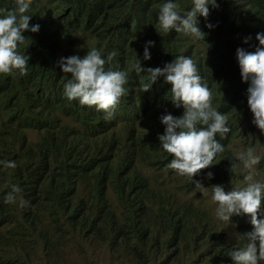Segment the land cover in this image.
I'll return each instance as SVG.
<instances>
[{
  "label": "clouds",
  "instance_id": "9594fccd",
  "mask_svg": "<svg viewBox=\"0 0 264 264\" xmlns=\"http://www.w3.org/2000/svg\"><path fill=\"white\" fill-rule=\"evenodd\" d=\"M38 1L0 0V77L27 75L29 35L40 29L32 23ZM47 1L64 2L67 12L85 17L87 45L77 52L61 43L56 50L54 66L67 102L109 120L142 105V92L151 90L168 96L172 108L162 101L157 112L144 111L111 132L56 110L64 130L84 138L74 143L77 150L89 147L87 137L100 140L107 133V145L90 168L64 161L45 130H27L8 162H0L10 168L0 192V235L12 229L25 234L0 264H34L41 250L66 263L104 247L125 252L129 264H207L201 257L217 230L244 243L229 251L232 264H264V30L237 37L217 67L204 42L210 43L213 31L215 37L230 31L209 24L222 0ZM82 5L89 8L86 15ZM102 17L106 23L97 26ZM263 17L260 11L240 30L255 28ZM153 23L161 37L201 39L200 56L195 48L167 56L148 36ZM201 57L211 58L208 68L198 64ZM84 203L105 220L95 233L80 236ZM144 219L160 221L163 235L171 220L194 258L142 244ZM240 224L247 227L243 233ZM46 238L56 242L48 245Z\"/></svg>",
  "mask_w": 264,
  "mask_h": 264
},
{
  "label": "trees",
  "instance_id": "16d2710c",
  "mask_svg": "<svg viewBox=\"0 0 264 264\" xmlns=\"http://www.w3.org/2000/svg\"><path fill=\"white\" fill-rule=\"evenodd\" d=\"M172 1L179 2L181 5L185 4L184 0ZM64 5V2L53 4L47 0H39L38 4L34 5L32 23L39 25L40 29L37 33L29 35L27 52L30 56V65L27 75L0 77V162H8L9 151L24 140L27 130L42 129L46 131L48 144L64 161L83 168L92 167L98 155L102 154L104 146L107 145V133L100 140L87 137L89 147L85 151L77 150L74 143L77 142L76 140L81 142L84 138L68 134L64 130L56 110H61L65 115L80 120L85 126L96 125L111 132L113 128L142 118L144 111L157 112L162 101L165 102L167 108H172L167 101L168 96L151 90L142 92V105L134 106L126 110L123 115L109 120L104 119L101 114H93L67 102L62 92V76L58 68L54 66L57 59V46L65 43L78 52L87 45V42L83 36L85 17H76L74 12H67L68 8ZM260 11L264 12V0H222L220 13L217 16L213 13L209 24L226 25L230 31L225 35L222 33L218 37H215L217 34L213 31L210 37L214 38L210 43L204 42V47L209 51L211 49V57L217 67L225 61L224 57L227 56L224 53V48L235 42L237 37L243 39L248 34H256L254 30L257 28L264 30V17L262 23L255 28L240 30L246 19L253 18ZM81 12L86 15L89 8L82 5ZM105 21L106 18L102 17L97 26L105 24ZM202 32L205 33V29ZM148 36L155 38L166 51V55L172 57L189 54L190 50L201 40L185 36L182 33H172L169 36L161 37L156 23L151 26ZM210 59L201 57L198 64L203 69L208 68ZM216 89L218 90V88ZM9 177L10 168H5L3 163H0V192L4 191V184ZM78 200L84 201L80 198ZM82 208L84 212L80 215L81 227L78 235H91L100 229L99 220H105V218L94 212L88 203L82 204ZM165 223L166 229L163 235L160 221L157 219L142 220L141 243L156 247L163 252L173 250L174 253H177L182 250L186 260L191 261L195 255L190 252L191 245L188 239L180 237L175 232L171 220L165 221ZM246 228L245 225H239L241 233ZM187 233L189 232L187 231ZM17 236L25 238L23 231L13 229L0 235V257L8 247L18 241ZM191 236H193L192 232ZM44 242L50 245L56 240L46 238ZM243 244V241L240 240H230L224 230H217L201 258L207 264H232L228 256L229 251L236 245L242 246ZM182 246L184 248L176 249Z\"/></svg>",
  "mask_w": 264,
  "mask_h": 264
},
{
  "label": "rangeland",
  "instance_id": "374dc122",
  "mask_svg": "<svg viewBox=\"0 0 264 264\" xmlns=\"http://www.w3.org/2000/svg\"><path fill=\"white\" fill-rule=\"evenodd\" d=\"M196 45L194 46V51H196L197 55L200 56L201 48L196 49ZM61 51V58L68 57L69 51L68 47L63 45L60 47ZM236 163L240 169L241 166L239 165V161H233ZM131 259L128 258L125 252H122L120 255H117L112 250L108 248H101V249H90L84 252L80 258L75 260H70L66 263H61L55 261L53 257L46 254L44 250H41L38 254L37 260L34 264H129ZM135 264V263H133ZM166 264H178L176 259H171L166 262Z\"/></svg>",
  "mask_w": 264,
  "mask_h": 264
},
{
  "label": "bare ground",
  "instance_id": "6f19581e",
  "mask_svg": "<svg viewBox=\"0 0 264 264\" xmlns=\"http://www.w3.org/2000/svg\"><path fill=\"white\" fill-rule=\"evenodd\" d=\"M4 166V165H3ZM2 168V167H1Z\"/></svg>",
  "mask_w": 264,
  "mask_h": 264
}]
</instances>
